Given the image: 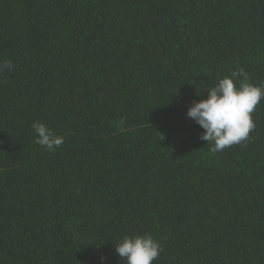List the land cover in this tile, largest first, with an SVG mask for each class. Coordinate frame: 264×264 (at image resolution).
I'll list each match as a JSON object with an SVG mask.
<instances>
[{
	"label": "trees",
	"instance_id": "trees-1",
	"mask_svg": "<svg viewBox=\"0 0 264 264\" xmlns=\"http://www.w3.org/2000/svg\"><path fill=\"white\" fill-rule=\"evenodd\" d=\"M9 60L0 264H126L144 233L152 264H264V99L220 152L186 115L237 66L264 85V0H0Z\"/></svg>",
	"mask_w": 264,
	"mask_h": 264
},
{
	"label": "clouds",
	"instance_id": "clouds-1",
	"mask_svg": "<svg viewBox=\"0 0 264 264\" xmlns=\"http://www.w3.org/2000/svg\"><path fill=\"white\" fill-rule=\"evenodd\" d=\"M12 68L10 60L0 64V72ZM206 91L207 98L194 100L186 113L203 130L200 139L212 144L216 152L247 140L255 128L252 113L264 99V85L249 82L247 72L237 66ZM32 129L36 143L49 151L54 152L63 144L64 137L45 123L34 121ZM161 251L162 245L150 233L126 235L115 246V252L126 264H152Z\"/></svg>",
	"mask_w": 264,
	"mask_h": 264
}]
</instances>
